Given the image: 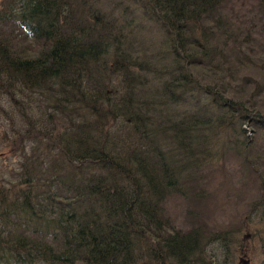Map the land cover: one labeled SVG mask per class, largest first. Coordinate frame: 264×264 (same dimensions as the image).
<instances>
[{"label": "trees", "instance_id": "trees-1", "mask_svg": "<svg viewBox=\"0 0 264 264\" xmlns=\"http://www.w3.org/2000/svg\"><path fill=\"white\" fill-rule=\"evenodd\" d=\"M99 1L0 0V154L23 159L0 175V264H220L206 228H175L160 202L168 191L193 196L203 179L185 172L212 151V133L200 132L210 89L235 93L196 68L264 69V0H136L141 27L159 23L170 38L153 54L91 7ZM164 68L179 72L150 84ZM241 103H224L223 115L264 129ZM221 147L243 153L237 138ZM230 232H215L222 250Z\"/></svg>", "mask_w": 264, "mask_h": 264}, {"label": "rangeland", "instance_id": "rangeland-1", "mask_svg": "<svg viewBox=\"0 0 264 264\" xmlns=\"http://www.w3.org/2000/svg\"><path fill=\"white\" fill-rule=\"evenodd\" d=\"M92 6L109 13L107 16L115 19L119 25L124 24L125 27L127 24L126 31L146 41L149 53L169 50L170 38L166 36L159 23L155 26L152 22H148L141 27L144 23L142 20H147L143 18L145 11L141 8L142 5L136 0H100L97 4L92 3ZM134 16L136 20H133ZM216 41L222 43L221 38ZM256 43L260 45V42ZM260 52H257L259 56ZM260 62L264 63V57ZM256 64L257 70H248L244 64H238V62H232L229 66L223 65L220 68L211 65L215 69H207L205 66L196 68L197 76L205 78L207 83H215L219 88L224 86L226 94L230 91L235 93L233 92L232 95L229 93L223 99V95H220L218 90L210 89L209 98L206 100L212 102L210 107L213 114H209L212 118L211 126H207L210 125L208 123L202 124L201 126L206 127H203L200 132L202 136L212 133L210 137L208 136L212 151L209 154H201L199 158L196 156V164L185 172V177L191 175L195 177L199 172L202 176L203 181L200 185L191 184L193 196L168 191L166 197L164 195V199L160 202V212L163 213L164 221L169 220L175 228H193L194 226L206 228L205 231L211 234L208 248L216 252L212 254L220 264L225 259L228 260L226 256L229 253L232 256L230 264H264V210H261L259 206L257 208V204L264 197V129L256 130L251 125V121H242L241 118L233 117V112L223 115L224 111L221 110V105L224 103L233 109H239L243 108L240 105L241 102H246L251 106V111H258L264 116V74H262L264 69L259 67L258 61ZM140 70L143 71V69ZM174 71L175 69L171 68L162 69L160 76L152 75L150 84L158 86L162 81L170 79L169 73ZM185 71L189 74L191 72L189 69ZM178 72L175 71V74ZM175 74L173 77L176 76ZM110 76L112 73H108V77ZM217 98L220 99L219 102ZM185 104L187 108L184 107ZM192 105L191 101L179 102L175 108L184 112L185 109L190 110ZM215 130L217 131L214 133ZM235 138L238 139V147L243 153L221 147L223 142L235 140ZM173 144V141L166 142L165 147H172ZM4 155L3 153L0 158V175L6 167L11 171L12 168L14 170L17 163L18 169L23 161V159L19 160L18 156L14 159L8 158L10 154ZM247 155L249 157L246 164L243 159ZM186 195L188 196L184 197ZM230 230L232 232L225 233L223 236L230 239L231 247L228 245V249L222 250L225 245L221 242L222 238L214 237L217 234L215 232ZM218 252L220 255L216 256Z\"/></svg>", "mask_w": 264, "mask_h": 264}, {"label": "water", "instance_id": "water-1", "mask_svg": "<svg viewBox=\"0 0 264 264\" xmlns=\"http://www.w3.org/2000/svg\"><path fill=\"white\" fill-rule=\"evenodd\" d=\"M2 154H0V156H1Z\"/></svg>", "mask_w": 264, "mask_h": 264}]
</instances>
